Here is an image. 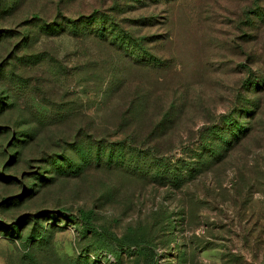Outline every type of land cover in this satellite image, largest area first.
Here are the masks:
<instances>
[{
  "label": "rangeland",
  "instance_id": "obj_1",
  "mask_svg": "<svg viewBox=\"0 0 264 264\" xmlns=\"http://www.w3.org/2000/svg\"><path fill=\"white\" fill-rule=\"evenodd\" d=\"M0 264H264V0H0Z\"/></svg>",
  "mask_w": 264,
  "mask_h": 264
},
{
  "label": "trees",
  "instance_id": "obj_2",
  "mask_svg": "<svg viewBox=\"0 0 264 264\" xmlns=\"http://www.w3.org/2000/svg\"><path fill=\"white\" fill-rule=\"evenodd\" d=\"M75 216L80 220V222L82 223V226L85 229H88L91 226L90 219L92 217V214H91V210L90 209L79 208L78 211H77V214ZM104 235H105V237H108L110 239H114V237H112L111 235H108V234H105V233H104Z\"/></svg>",
  "mask_w": 264,
  "mask_h": 264
}]
</instances>
